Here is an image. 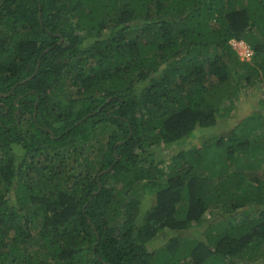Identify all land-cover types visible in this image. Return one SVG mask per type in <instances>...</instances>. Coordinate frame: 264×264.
<instances>
[{
	"label": "trees",
	"instance_id": "trees-1",
	"mask_svg": "<svg viewBox=\"0 0 264 264\" xmlns=\"http://www.w3.org/2000/svg\"><path fill=\"white\" fill-rule=\"evenodd\" d=\"M0 264H264V0H0Z\"/></svg>",
	"mask_w": 264,
	"mask_h": 264
},
{
	"label": "rangeland",
	"instance_id": "rangeland-1",
	"mask_svg": "<svg viewBox=\"0 0 264 264\" xmlns=\"http://www.w3.org/2000/svg\"><path fill=\"white\" fill-rule=\"evenodd\" d=\"M261 97V91L255 90L250 94L241 93L236 99L235 107L230 111V115L222 116L219 120L212 126L197 128L194 135L187 136L168 147L160 146L158 150H161L160 154L163 157L172 155L180 148H188L192 145L202 146V143L205 141L208 136L217 134L219 132H226L234 124L239 122L244 116L248 115L254 110H260L258 107V101ZM164 148V150H163ZM155 201V195L152 193H144L140 197V207L138 212V220H141L143 216L150 209L152 204ZM211 214L207 212L205 214L206 218H209ZM201 226L191 225L185 229H170L164 228L159 230V232L148 242L150 249H157L163 245L166 240L176 234V235H193L197 230L200 231Z\"/></svg>",
	"mask_w": 264,
	"mask_h": 264
},
{
	"label": "built area",
	"instance_id": "built-area-1",
	"mask_svg": "<svg viewBox=\"0 0 264 264\" xmlns=\"http://www.w3.org/2000/svg\"><path fill=\"white\" fill-rule=\"evenodd\" d=\"M231 46L236 50L241 59H249L252 54V49L249 44L243 39L231 38L229 40Z\"/></svg>",
	"mask_w": 264,
	"mask_h": 264
}]
</instances>
